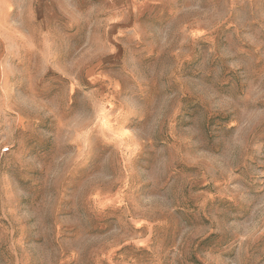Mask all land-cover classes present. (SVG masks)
<instances>
[{
  "label": "rangeland",
  "instance_id": "obj_1",
  "mask_svg": "<svg viewBox=\"0 0 264 264\" xmlns=\"http://www.w3.org/2000/svg\"><path fill=\"white\" fill-rule=\"evenodd\" d=\"M0 264H264V0H0Z\"/></svg>",
  "mask_w": 264,
  "mask_h": 264
}]
</instances>
